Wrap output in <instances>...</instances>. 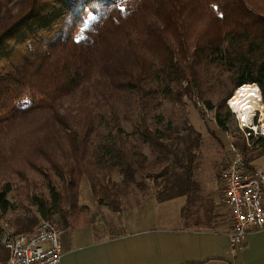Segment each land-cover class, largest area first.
Wrapping results in <instances>:
<instances>
[{
	"label": "trees",
	"instance_id": "1",
	"mask_svg": "<svg viewBox=\"0 0 264 264\" xmlns=\"http://www.w3.org/2000/svg\"><path fill=\"white\" fill-rule=\"evenodd\" d=\"M247 84L264 104V0H0V165L34 167L46 182L16 232L46 220L102 238L81 205L85 179L119 219L137 192L187 195L203 140L190 106L229 133L226 101ZM252 143L235 145L258 170L264 138ZM11 191L0 190V217Z\"/></svg>",
	"mask_w": 264,
	"mask_h": 264
},
{
	"label": "crops",
	"instance_id": "2",
	"mask_svg": "<svg viewBox=\"0 0 264 264\" xmlns=\"http://www.w3.org/2000/svg\"><path fill=\"white\" fill-rule=\"evenodd\" d=\"M195 182L187 195L164 202L152 188L143 197L137 192L120 215L117 235L98 238L91 226L64 231L61 264H264V230L233 250L219 178L205 183L195 174ZM7 257L0 241V261Z\"/></svg>",
	"mask_w": 264,
	"mask_h": 264
},
{
	"label": "built area",
	"instance_id": "3",
	"mask_svg": "<svg viewBox=\"0 0 264 264\" xmlns=\"http://www.w3.org/2000/svg\"><path fill=\"white\" fill-rule=\"evenodd\" d=\"M259 127L256 125L258 129H252L241 125L240 129L250 136L254 133L264 137ZM228 149L230 158L219 175L221 202L229 213L230 245L233 250H241L250 233L264 230V171L247 167L234 140ZM62 233L46 220L30 233H17L10 223H3L0 241L8 258L0 264H61L64 253Z\"/></svg>",
	"mask_w": 264,
	"mask_h": 264
},
{
	"label": "rangeland",
	"instance_id": "4",
	"mask_svg": "<svg viewBox=\"0 0 264 264\" xmlns=\"http://www.w3.org/2000/svg\"><path fill=\"white\" fill-rule=\"evenodd\" d=\"M229 88L230 86L226 89ZM233 96L230 99H232ZM229 100L226 101V106L230 109V112L232 114L230 121L231 131H229V133L224 132L220 129V127L214 120L213 112L205 110L203 112L205 116L204 118H202L199 115L198 110L193 109L194 107L190 106L188 118L190 119L191 123H193L194 127L203 136L201 146L197 151L195 174L198 180H202L205 183L211 180L213 177L217 176V178H219L221 170L224 168V166L227 165L230 158L228 148L229 144L233 142V140L234 143L243 141L244 144L249 148L253 147L252 141L257 140V138H264L263 136L255 135L254 133H252V136H250L247 131L244 132L240 129L241 123L238 120L236 114L229 107ZM262 110H264V108ZM262 119V113L258 111L253 115L252 122L257 126H260L259 129L261 128L262 133H264V129L262 127ZM249 128H251V126H249ZM258 152L260 153V151H256L254 153V157H257ZM255 164L257 167L264 169V154L256 160ZM0 166L3 168L1 171L3 173H1L0 175V190L5 183L8 182L10 184L12 191L9 194V199L14 205L12 210L6 216L0 217L1 229V225L3 223H10L12 225L13 219L15 221V219L19 216H24V212H27L29 215L34 216L36 209L29 202V194L33 195L36 192L46 193V182L44 178L36 172V168L34 167L25 166L24 168H20L10 165L7 162L1 164ZM20 171L22 172L17 174ZM80 190L81 205L87 206L90 209L89 213H91V216H87L88 218L95 217L93 222L99 230V235L101 237L112 236L111 232L114 231L113 229L111 230V226H109L111 224L114 225V230L116 229L117 231L115 233H120L123 226L120 225L119 217L115 214L110 213L107 208L102 209L97 206L91 193L89 182L86 179L83 180ZM152 191H156V189H152ZM81 221H83V219H81ZM40 222L41 221H39L37 225ZM13 227L15 229V226ZM103 228H106V233H104V231H100ZM59 229L62 230L61 228Z\"/></svg>",
	"mask_w": 264,
	"mask_h": 264
},
{
	"label": "clouds",
	"instance_id": "5",
	"mask_svg": "<svg viewBox=\"0 0 264 264\" xmlns=\"http://www.w3.org/2000/svg\"><path fill=\"white\" fill-rule=\"evenodd\" d=\"M66 36H62L61 39H66ZM77 40L86 39L84 34V29L81 28ZM247 90L244 86H241L240 90L237 92L236 96L228 101L229 107L233 110V112L238 114V118L242 122H246L250 124V116L252 115L254 109L251 107L256 101L250 100L249 95L246 94ZM257 100L259 97L256 98Z\"/></svg>",
	"mask_w": 264,
	"mask_h": 264
},
{
	"label": "bare ground",
	"instance_id": "6",
	"mask_svg": "<svg viewBox=\"0 0 264 264\" xmlns=\"http://www.w3.org/2000/svg\"><path fill=\"white\" fill-rule=\"evenodd\" d=\"M244 87L246 88V90H247V93L246 94H250L249 95V99L250 100H254V101H256L254 104H252L251 105V107L254 109V111H253V113H252V115L250 116V124H248V123H246V122H242L239 118H238V114L237 113H235L236 114V116H237V118H238V120L240 121V123H241V125L242 126H245L246 128H249V126H251V128L253 129V128H256V124H253V122H252V117H253V115L256 113V112H258V111H260L261 113H262V124H263V129H264V110H262L263 108H264V104H263V101H262V96H261V91H260V88L256 85V84H252V85H250V84H247V85H244ZM241 88V87H240ZM240 88L239 89H237L236 90V92H235V94H234V96H236V94H237V92L240 90ZM233 96V97H234ZM257 97H259V99L257 100L256 98ZM256 129H258V128H256ZM54 224V223H53ZM62 231V230H61ZM63 232V231H62ZM62 235H63V233H62ZM61 240H62V236H61Z\"/></svg>",
	"mask_w": 264,
	"mask_h": 264
}]
</instances>
